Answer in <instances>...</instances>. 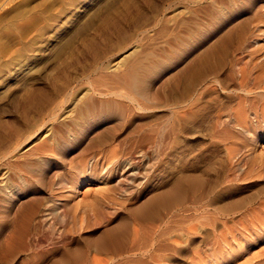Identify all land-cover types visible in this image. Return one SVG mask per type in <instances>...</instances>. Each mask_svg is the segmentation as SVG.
<instances>
[{
    "label": "rangeland",
    "instance_id": "374dc122",
    "mask_svg": "<svg viewBox=\"0 0 264 264\" xmlns=\"http://www.w3.org/2000/svg\"><path fill=\"white\" fill-rule=\"evenodd\" d=\"M209 1L0 0V116L8 126H19V118L10 113L27 89L54 95V80L71 79L72 94L64 104L68 111L85 90L107 94L113 87L97 78L140 74L151 66L156 69L148 76L153 109L132 108L124 120L105 122L80 147L72 144L53 160L64 163L62 169L56 164L46 173L52 184L44 197L58 198L60 206L66 203L65 237L74 241L72 247H81L87 239L128 219L130 233L126 231L124 238L135 234L134 240L124 244L125 253L112 263L264 264V64L260 68L261 62H256L262 56L264 63V0L249 4L242 0L247 10L227 18L213 31ZM242 22L249 34L246 53L252 54V61L243 56L242 66L245 62L247 67L241 84L237 85V79L233 83L227 69L222 70L219 78L231 83L233 91L212 90L184 125V71L208 45L232 43L234 49L235 42L224 43L226 34ZM197 25L212 32L194 34ZM184 45H191L195 52L187 54ZM238 98H243L241 108L247 110L250 121L243 131L235 123ZM219 109L223 132L215 125ZM36 120H30L29 127ZM55 126L52 121L39 126L19 146V153L30 151L34 142H28L38 135L48 140L47 131ZM103 133L116 139L103 148H91ZM11 140L6 134L0 148ZM5 167L1 161V171ZM74 176L91 178L76 195L68 194L63 184L65 180L71 184L69 178ZM184 177L197 179L199 184L186 193L183 188L173 204L149 209V216L138 214L147 200L171 190ZM86 189L89 194L84 196ZM57 227L59 234L63 232L64 227ZM32 253L28 245L13 264L50 263L51 256Z\"/></svg>",
    "mask_w": 264,
    "mask_h": 264
},
{
    "label": "bare ground",
    "instance_id": "6f19581e",
    "mask_svg": "<svg viewBox=\"0 0 264 264\" xmlns=\"http://www.w3.org/2000/svg\"><path fill=\"white\" fill-rule=\"evenodd\" d=\"M243 1L249 4L252 0ZM243 1L210 0L208 15L211 20L210 25H214V28H211V30L219 28L227 18L244 13L247 10V4L245 5ZM243 22L237 25V30L235 27L234 29L232 28V30L230 29L229 33L226 34V38L224 37L227 39L225 41L223 40L224 43L235 42L236 46L234 49H231L233 45L230 48L232 43L227 45L223 44V42H219L214 45H208L201 54L199 53L198 57L196 55L197 58L193 60L192 64L189 63L191 65L187 66L184 71V125L191 121L196 111L202 107L201 105L204 104L207 99H209V94L212 90L216 89L224 92L233 91L230 87L231 83H223L219 78V75L222 74L220 73L222 70L227 69L233 83L235 79H237L239 80L237 85L239 83L241 84L247 67L245 62L243 63L244 67L242 66V61L248 56L250 57L249 61H252V54L250 55L249 53V55H247L248 53H246L248 52V46L245 45V38L248 37L249 34H247L246 29H244L243 25L245 22ZM207 25L209 27L208 23ZM193 29L194 34H205L206 32L213 31L202 28L199 25L193 27ZM191 48V45L189 48L184 45V52L187 54L195 52ZM236 55H242V57L240 56L237 58ZM256 62H261L260 68L263 67L264 63L262 56H258ZM133 69H131V71H133ZM155 72L156 69L151 66L150 68L143 69V72L140 74L97 78L95 80L101 82V84L103 81H108V83H110L109 85L113 87L106 90L107 94H95V90L92 88V90H85L79 99L71 102L70 105L72 110L68 111L64 108V104L67 103L72 94L71 87L74 82H72L71 79L66 77L67 79L54 80V83H51L55 91L54 95L52 94L53 96L49 95L46 90L43 92L35 89H27V92L24 91V94H22L20 98L18 97L19 99L15 102L10 113L13 117L16 116L19 118V126L24 127V129L22 128L23 131H21L18 125L13 124V126H8L0 116V139L8 133L12 136L10 144L3 149L0 148V164L1 161H4V166H8L7 168L5 167L6 171L4 172L0 169V233L5 231L8 232L7 235L0 236V264H13L16 256L28 245H30L33 251L32 254L36 255V253H42L44 256H51L49 264H116L112 262L121 255L124 244L126 242L128 243V241L132 243L134 240L132 236L135 234L132 236L130 235V239L124 238V234L130 233V231H127L129 228L128 223H125L128 219H124L126 220L124 223L120 221V225H116L117 227L102 231L95 239H87V242L83 246L72 247L74 241L65 237L67 230L65 226L67 223L63 221L67 215L66 212L68 207L66 203L60 206L61 202L58 198L46 200L44 197L47 189H49L52 184L51 178L47 176L46 173L50 168L56 166V161H53L55 158L62 156L72 144H74L75 147H80L81 142L87 135L91 134L94 129L103 126L105 122L110 120H124L129 116L128 113L132 108L137 107L138 110L142 111L153 109V106L155 107L154 101L152 102L154 95L151 92L152 90L150 91L151 85H149L148 76ZM134 73L136 72L134 71ZM77 82L79 84L80 81ZM88 84L90 83L88 82ZM246 87L247 86H245V88ZM255 88L257 91V87ZM237 92L240 93V90ZM238 96L239 94L236 97ZM241 100L243 101V98L236 100L237 102L235 101L239 108L235 110V123L236 127H238L240 131H243L244 128L249 125L248 122L250 121L246 114L247 110L245 111L241 108L243 107V102ZM249 104L253 105L251 103ZM259 108L261 109L262 107ZM261 110L264 111L263 108ZM217 111V114H215V125L218 132H223L224 120H222V111L220 112V109ZM259 114L262 115L261 113ZM259 114L258 116H260ZM34 118L37 119L35 124L29 127L28 122ZM51 121L55 123L56 126L54 130H52L53 127L48 129V140H43V138H41L42 134L38 135L34 140L28 142V144L34 142V147L30 149V151L19 153V146L28 140L39 126ZM262 121L264 120L262 119ZM105 133L93 140V146H91V148L94 146L103 148L116 139L115 135L108 136ZM146 137L149 139L150 135ZM40 140L43 142L35 143ZM230 140H232V138ZM57 165V169H62L64 167V163ZM131 170L132 169L125 171L123 177L125 176L124 178H127ZM69 179L71 184L66 180L63 184L68 186V194L73 195L79 194V192L91 182V178L89 179L84 176H74L73 180H71V178ZM197 184H199L197 179L184 177V179L180 180L171 190L158 195L155 194V196L147 200L146 203L137 209L138 214L151 211L152 208L157 209L155 207L161 204H173V202L180 199L183 188L184 193H186L188 189H191V187ZM33 190L36 191V193L28 197ZM88 190L89 189H86L82 194L87 196L89 194ZM136 217L135 215L134 220ZM141 217L143 218V215H141ZM137 221H139V219ZM57 226L64 227L63 232L60 234ZM126 231L128 233H126ZM67 232L71 233V231ZM74 232L75 231L72 233ZM70 237L72 236L70 235ZM43 243L47 246L42 247L41 244ZM123 253L125 252L123 251ZM37 262L38 261H36V263ZM41 263L42 262H39V264Z\"/></svg>",
    "mask_w": 264,
    "mask_h": 264
}]
</instances>
